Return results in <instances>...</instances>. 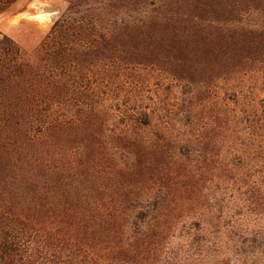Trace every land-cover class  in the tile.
Returning a JSON list of instances; mask_svg holds the SVG:
<instances>
[{"label":"trees","instance_id":"1","mask_svg":"<svg viewBox=\"0 0 264 264\" xmlns=\"http://www.w3.org/2000/svg\"><path fill=\"white\" fill-rule=\"evenodd\" d=\"M65 1L0 31V264H264V0Z\"/></svg>","mask_w":264,"mask_h":264},{"label":"rangeland","instance_id":"2","mask_svg":"<svg viewBox=\"0 0 264 264\" xmlns=\"http://www.w3.org/2000/svg\"><path fill=\"white\" fill-rule=\"evenodd\" d=\"M66 4L65 0H17L8 11L0 15V31L12 37L24 50L30 51L49 30L53 20L66 7ZM39 11L52 12L42 14L40 17H43V20L29 14ZM150 83L148 94L151 99L148 101L153 107L167 109L171 114L169 130L176 133L178 129H190L194 113L187 94L182 93V87L162 78H153ZM201 93L204 95L203 92ZM203 95H200L201 98ZM216 95V93L211 94L200 100H198L199 96L196 97L197 116H207L208 113L212 115L218 103ZM208 109L213 110L207 113ZM161 120L158 117L155 122L160 124Z\"/></svg>","mask_w":264,"mask_h":264},{"label":"water","instance_id":"3","mask_svg":"<svg viewBox=\"0 0 264 264\" xmlns=\"http://www.w3.org/2000/svg\"><path fill=\"white\" fill-rule=\"evenodd\" d=\"M29 14H34L33 12H30Z\"/></svg>","mask_w":264,"mask_h":264}]
</instances>
